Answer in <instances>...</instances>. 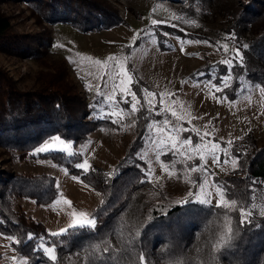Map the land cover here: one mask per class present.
<instances>
[{"label":"trees","instance_id":"trees-1","mask_svg":"<svg viewBox=\"0 0 264 264\" xmlns=\"http://www.w3.org/2000/svg\"><path fill=\"white\" fill-rule=\"evenodd\" d=\"M11 1L26 3L39 24L60 22L79 31L127 25L108 0H0V4ZM210 1L223 13L225 33L241 40L237 46L239 62L231 68L229 98H234L240 86L239 76L264 85V0H186V9L193 14L197 4L209 2V6ZM48 31L18 34L0 7V51L40 60L51 47ZM166 34L188 37L169 24H161L156 32L161 49H165ZM58 62L54 72L32 89L20 88L0 65V231L19 239V243L11 241L15 251L32 254L38 238L44 237L56 244L58 259L53 262L37 250L40 254L33 264H64L69 257H76L80 264H133V260L139 264L140 251L147 254L151 264H264L262 212L252 209L251 223L241 225L238 209L192 200L178 205L148 197L147 189L154 186L147 178V164L138 156L149 120L144 113L135 137L112 170L76 167L84 160L78 148L90 139L92 131L107 122L89 118L88 104L70 78L65 62ZM217 65L211 70L200 67L194 73H203L198 77L219 83L220 76L228 71L221 62ZM53 135L71 141L73 155L59 150L32 151ZM233 155L239 157V166L228 176L214 180L227 189L229 198H235L240 206L251 207L252 197L264 189V144L258 145L248 133L245 143L233 148ZM27 158L49 160L100 194L92 210L94 228H68L51 236L41 221L15 206L17 198L48 205L59 195L55 176L17 171L11 166ZM226 214L232 218L235 234L222 248L214 249ZM29 232L34 234L31 240L27 238ZM89 246H95V255ZM104 248L109 251L104 252Z\"/></svg>","mask_w":264,"mask_h":264},{"label":"rangeland","instance_id":"rangeland-1","mask_svg":"<svg viewBox=\"0 0 264 264\" xmlns=\"http://www.w3.org/2000/svg\"><path fill=\"white\" fill-rule=\"evenodd\" d=\"M108 2L117 8L127 25L107 30L79 31L70 24L60 22L39 24L26 3L1 2L3 14L8 17L18 34L27 35L49 30L51 38V47L46 54H42L40 60L12 56L0 51L1 67L20 88L32 89L44 76L54 72L58 61L65 62L70 78L88 104L89 118H99L107 122L105 126L92 131L89 134L90 139L78 148L84 160L88 161L89 169L98 167L110 171L114 168L135 137L140 116L144 113L149 120L143 135L144 144L138 156L147 164V168L152 169L151 174L146 173L154 186L147 189L148 197L156 201L175 202L184 198L189 189L198 190V184L205 176L208 183L217 184L215 177L228 176L236 168L230 162H224V151L228 153L230 161L235 157L233 148L244 144L248 133L258 145L264 144V94L257 87L264 85L252 83L245 76H239L240 86L237 87L236 96L229 98L233 78L231 68L239 62L234 50L241 40L225 33L223 13L211 1L209 6V2L197 4L193 14L188 13L186 0ZM164 23L181 30L188 37L166 34L165 49H161L156 32ZM110 56L125 64L133 78L131 89L137 93L141 105L145 104L143 89L156 94L154 101L161 94L172 93L168 103L178 114L184 116L179 123L187 129L180 135L184 138L191 137L192 142L196 143L200 137L191 131L192 128L197 129L201 135L208 133L206 139L220 143L224 150L219 155V163H213L211 157H206L203 167L208 173L199 170L187 172V167L201 164L198 156L190 160L186 156L174 157L170 145L167 154H163L164 148L156 143L168 134L167 130L158 131L166 128L163 119L167 117L176 122L170 113L161 115L149 111L146 105L133 113L130 104L124 102V97L118 90L114 100L106 99L113 94L114 83L119 82V77H115L118 69L114 66L107 75H102L103 62L113 64V61L108 60ZM226 60L232 62L230 68L224 63ZM97 61L101 63L98 64ZM218 62L224 64L228 71V74L220 76L219 83L199 78L203 73H194L205 66L209 70L215 69ZM120 109L123 111L119 116L106 114ZM157 155H160V160L156 159ZM161 161L174 166L169 168L171 175L163 169ZM11 166L17 171L49 173L56 177L59 195L52 203L37 205L29 198H17L15 202L17 208L41 221L50 234L58 232L60 228H72L69 225L73 211L92 216L100 194L79 178L67 173L64 168L49 160L30 158L22 162H12ZM190 179L196 180L197 184L190 183ZM216 198L213 190L212 204H216ZM239 207L238 204L233 209L239 210ZM249 208L264 212V189L252 197ZM225 224L224 218L219 236L224 231ZM11 237L0 231V264H33L40 254L37 252L38 248L32 254H19L11 245ZM41 253L45 255L43 250ZM13 257L17 259L13 260ZM64 264L80 263L76 257H69Z\"/></svg>","mask_w":264,"mask_h":264},{"label":"snow or ice","instance_id":"snow-or-ice-1","mask_svg":"<svg viewBox=\"0 0 264 264\" xmlns=\"http://www.w3.org/2000/svg\"><path fill=\"white\" fill-rule=\"evenodd\" d=\"M155 23V21H154ZM133 42H135V38H133ZM227 45H225V48ZM246 47V45H245ZM236 53V56H240V50L236 49L234 50ZM108 60L113 61V64L110 65L107 61L103 62L104 67V73L102 75H107L109 70L114 66L116 69H118V72L115 73V77H119V82L114 83L113 85V94L108 96L106 99L108 100H114L115 99V93L118 90L120 94L124 97V102L126 104H130L131 111L135 113L139 110L140 107L147 106L149 111L157 112L158 114H164V113H170L172 117L175 118V123L171 120H169L167 117L163 119V124L166 126L164 129H158V131H168V134L166 137L160 138L156 143L158 146L164 148V153L167 154L169 151L168 146H171L172 155L175 157L177 155L184 157L186 156L189 160L192 159L195 156H198L201 164L200 165H193L191 167H187V172H195L197 170L201 171L202 173H208V170L203 167V162L206 157H211L213 160V163H219V155L222 151H224L220 145V143L212 140H207L206 137L208 136V133H204L203 135L200 134V132L192 128L191 131L196 132V135L200 137L199 142L193 143L192 138H184L180 134L187 129L183 127L182 124L179 123V121H182L184 119L183 115H180L177 113L176 109L171 106L168 103V99L172 97V93H165L161 94L159 96L158 100H153V98L156 96L155 93L148 91V89H143V92L145 93V104H140V98L137 96V93L135 91H132L131 85L133 83V78L129 74V72L126 69V66L124 63H122L119 60H116L114 57H109ZM242 62V59H241ZM96 63H101L100 61H97ZM225 64L229 65V68L231 67V61H224ZM224 82L223 80L221 81ZM241 87H243V84H241ZM260 87L261 93L264 94V86H257ZM130 97V100L128 99ZM157 105H159V108H157ZM123 109H120L119 111H112L110 113H106L110 116L116 117L121 114ZM133 123H135V120H133ZM151 127V125H149ZM231 142L229 141V144ZM72 142L68 141L66 139H63L60 135H53L50 139L45 140L43 143L38 145L36 148H34L32 151L34 153H44L49 151H67L69 155H73V152L71 151ZM225 156V163L230 162L233 167H238V161L239 157H233L229 161L228 159V153L224 151ZM157 160H160V155H157ZM162 167L165 171H169L170 167H174L170 165L167 162L161 161ZM78 168L82 169H89V163L87 160H83V162L78 163L76 165ZM146 173L151 174L152 169L149 167L146 170ZM169 174L171 175V171H169ZM192 184H197V181L194 179L189 180ZM253 184H255V181H253ZM213 190L215 191L216 200L215 203L217 207L223 206L226 209H233L236 208L239 202L235 198H229L228 191L226 188L222 187L219 184H210L207 181V176L204 177L203 180H201L198 184V190L189 189L186 196L182 199H179L175 201L174 203L178 205H185L189 202V200H192L193 202H199V203H208L210 204L211 197L213 195ZM65 203H69L68 201H65ZM165 213L167 212V209H163ZM240 212V223L241 225L247 221L248 223H251V215L252 211L247 206H240L239 207ZM264 215V212L261 213ZM72 220L69 227L72 228H84V227H95V217L89 216V214L85 212H76L73 211L71 213ZM151 219V217H149ZM231 216L225 215V221L226 224L224 226V231L220 234L217 241L213 244V248H222L228 241L231 240L232 236L235 234V231L233 227L231 226ZM67 231L66 228H60L58 232L51 233V236H57L59 234L64 233ZM34 237V234L29 232L27 235V238L31 240ZM11 239L15 240L17 243H19V239L16 237H11ZM39 244L37 246L38 250H43L44 254L53 262H56L57 257V246L55 243H49L47 242L44 237H39ZM91 250V254L95 255L96 248L95 246H89ZM104 252L109 251V249L104 248ZM135 256V253L133 254ZM13 260H16L17 257H13ZM86 262L88 261V253L86 252ZM139 264H151V262L148 260L147 254L143 251L139 252L138 256ZM133 264H136L135 260H133ZM177 264H183L182 261H177Z\"/></svg>","mask_w":264,"mask_h":264}]
</instances>
